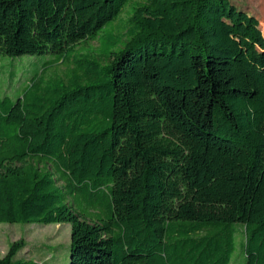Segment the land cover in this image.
<instances>
[{
    "label": "trees",
    "instance_id": "trees-1",
    "mask_svg": "<svg viewBox=\"0 0 264 264\" xmlns=\"http://www.w3.org/2000/svg\"><path fill=\"white\" fill-rule=\"evenodd\" d=\"M41 54L21 94H0V223L71 224L68 264H264L253 15L228 0H0V55ZM16 247L0 264H48Z\"/></svg>",
    "mask_w": 264,
    "mask_h": 264
},
{
    "label": "rangeland",
    "instance_id": "rangeland-1",
    "mask_svg": "<svg viewBox=\"0 0 264 264\" xmlns=\"http://www.w3.org/2000/svg\"><path fill=\"white\" fill-rule=\"evenodd\" d=\"M236 11L242 10L253 15L256 19L259 50L264 49V0H228ZM132 4H128L119 18L115 21L118 32H124L131 16ZM207 34L225 33L228 25L214 26L210 19L203 21ZM127 39H125L126 41ZM123 45L120 46L122 48ZM99 43L94 40L76 48L79 52L88 50L96 51ZM51 58L49 54L41 55H0V94L18 96L27 85L30 77L41 70L42 64ZM66 67L57 66L50 74L57 72L63 74ZM242 236L239 235L236 254L242 255ZM17 244L13 259H34L39 262L44 260L48 264H68L71 246V224H23L0 223V257H7L13 245Z\"/></svg>",
    "mask_w": 264,
    "mask_h": 264
}]
</instances>
